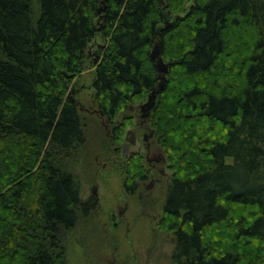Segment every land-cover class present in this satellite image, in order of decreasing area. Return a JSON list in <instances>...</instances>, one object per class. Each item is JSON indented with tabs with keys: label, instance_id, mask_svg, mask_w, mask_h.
<instances>
[{
	"label": "trees",
	"instance_id": "1",
	"mask_svg": "<svg viewBox=\"0 0 264 264\" xmlns=\"http://www.w3.org/2000/svg\"><path fill=\"white\" fill-rule=\"evenodd\" d=\"M86 70L111 139L156 90L169 264H264V0H0V264H68L67 236L94 220L71 171L99 151L89 131L108 144L79 107ZM139 155L124 164L131 197Z\"/></svg>",
	"mask_w": 264,
	"mask_h": 264
},
{
	"label": "rangeland",
	"instance_id": "2",
	"mask_svg": "<svg viewBox=\"0 0 264 264\" xmlns=\"http://www.w3.org/2000/svg\"><path fill=\"white\" fill-rule=\"evenodd\" d=\"M75 79L76 87L72 85L71 91L72 87L81 90L80 108L103 126L105 124L104 117H101L97 111L92 113V109L95 108L86 96L92 91L90 70H86L79 78ZM143 102L130 104L128 109L122 112L123 115L133 116V125L128 126L125 133L127 129L132 128L133 133L137 136L135 144L129 141L125 142L126 155L122 154L119 148L114 147L119 146L123 139L120 141L111 139L112 132L106 123L103 133L107 137V146L103 148L100 143L95 146L96 143L91 141L92 135L89 131L87 146L89 148L96 147L100 152L93 151L91 154H87L89 155L87 163L83 158L79 159V156L76 163H73L71 171L81 185L82 199L93 198L96 206L94 220L82 222L78 231L69 234L66 238L68 239L66 248L68 264H169L171 262L174 247L173 234L161 229L159 221L162 217L160 202L164 197L165 185L172 175V169L161 146L166 161L163 165L158 164L165 171L164 173H155V177L160 178L159 181H155L151 189L146 190L145 186L149 185L151 180L138 179L136 180L140 188L138 191H142V194L131 197L124 193L123 183L129 175L124 165L125 161L132 154L144 155L145 147L142 144V134H149L153 131L148 125V121L143 127L139 124L140 106ZM86 108H89L90 111ZM122 114L119 118L123 116ZM86 123L91 124L90 122ZM148 142L152 146V150H157V145L151 137ZM113 149L116 150L115 153L112 152ZM114 159L121 161V164L123 162V164L119 165V162ZM141 165L145 172L148 163L141 159ZM93 187L96 191L95 194L92 191ZM108 245H111L112 248L108 249Z\"/></svg>",
	"mask_w": 264,
	"mask_h": 264
},
{
	"label": "flooded vegetation",
	"instance_id": "3",
	"mask_svg": "<svg viewBox=\"0 0 264 264\" xmlns=\"http://www.w3.org/2000/svg\"><path fill=\"white\" fill-rule=\"evenodd\" d=\"M79 107H80V105H79ZM87 110L90 111L89 108ZM96 111H97L96 109H92V112H96ZM98 114H99V112H98ZM141 114L142 113L140 112V114H139V118H140L139 124H141V126L143 127V125L147 121L148 117H142ZM129 137H130V140H129ZM142 137H143L142 144L145 147V153H144V155L141 154V156H142V159H144L148 163V167H147L148 170L146 169L145 173H144V175L146 176L144 181H146V180L150 181L151 180L149 185L145 186V189L146 190H150L152 185L154 184V182L157 181V180L159 181V179H160V178L155 177V173L158 174V173H161V172H163V173L165 172L162 168H160L158 166V164L160 163V164L163 165L165 163V161H166V156H165L164 152L162 151V148L160 147V145L156 142V139L154 138V132L153 131H151L149 134L143 133ZM149 137H151L152 141L157 145V147H156L157 150H152V146L148 142ZM136 138H137V136H136V134L133 133L132 128H129V129L126 130V133L124 134V136L122 138L123 140L120 141L119 146H114V147L115 148L116 147L119 148L120 152L122 154L126 155V152H125L126 151V143L125 142L129 141L130 143L135 144L136 143ZM112 152L115 153L116 150L113 149ZM112 152H110V153H112ZM110 158H112L111 155H110ZM115 161H117V160H115ZM117 162H119L118 163L119 165L123 164V162L121 164V161H117ZM124 184H125V182L123 183V187H125ZM92 191H93L94 194L96 193L94 187H93ZM124 193L127 195V193L125 191V188H124Z\"/></svg>",
	"mask_w": 264,
	"mask_h": 264
},
{
	"label": "water",
	"instance_id": "4",
	"mask_svg": "<svg viewBox=\"0 0 264 264\" xmlns=\"http://www.w3.org/2000/svg\"><path fill=\"white\" fill-rule=\"evenodd\" d=\"M152 57L156 60V66L159 72L166 73L168 70V63L164 62L162 57L160 56V51L158 45H155L151 51ZM163 79H165L163 77ZM162 87V85H160ZM156 90H153L149 93L148 98L144 101L140 106L141 116L142 117H149L150 111L155 105L156 102Z\"/></svg>",
	"mask_w": 264,
	"mask_h": 264
}]
</instances>
